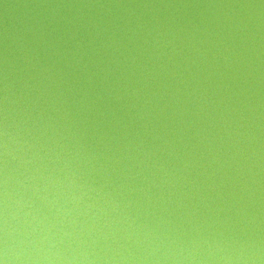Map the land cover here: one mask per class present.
Segmentation results:
<instances>
[{"label":"water","instance_id":"water-1","mask_svg":"<svg viewBox=\"0 0 264 264\" xmlns=\"http://www.w3.org/2000/svg\"><path fill=\"white\" fill-rule=\"evenodd\" d=\"M0 264H264V0H0Z\"/></svg>","mask_w":264,"mask_h":264}]
</instances>
